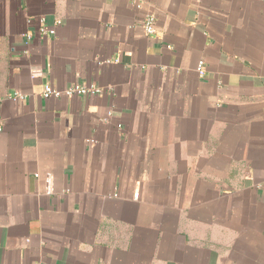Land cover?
Returning a JSON list of instances; mask_svg holds the SVG:
<instances>
[{"label": "crops", "instance_id": "obj_1", "mask_svg": "<svg viewBox=\"0 0 264 264\" xmlns=\"http://www.w3.org/2000/svg\"><path fill=\"white\" fill-rule=\"evenodd\" d=\"M0 264H264V0H0Z\"/></svg>", "mask_w": 264, "mask_h": 264}, {"label": "built area", "instance_id": "obj_2", "mask_svg": "<svg viewBox=\"0 0 264 264\" xmlns=\"http://www.w3.org/2000/svg\"><path fill=\"white\" fill-rule=\"evenodd\" d=\"M135 8H140V4L136 3ZM142 27H143L144 32L147 35H153L155 33V20H154L152 15H150V14L145 15V17L142 20ZM41 32L44 33V29H42ZM50 33L52 34L53 31H51ZM203 71H204L203 62H199L197 72L200 76H202ZM38 74H39V71H34L31 73V77L35 78ZM101 92L102 91L100 89H98L97 87H94V86L75 85V86L67 88L64 91H60V90H57V89H55L49 85H45L43 87L42 97L44 99H49V98H61V97L69 98V97H73L75 95L95 96V95L100 94ZM12 98L13 99H20L21 95H19L18 93H15V94H13ZM47 185H48V193H52L51 182H50L49 177L47 180ZM133 197L135 199H137L138 194L135 193L133 195Z\"/></svg>", "mask_w": 264, "mask_h": 264}]
</instances>
